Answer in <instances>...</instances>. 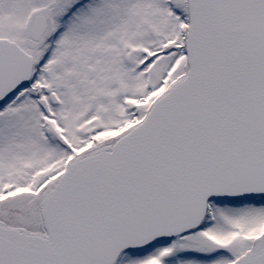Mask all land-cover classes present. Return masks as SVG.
I'll return each mask as SVG.
<instances>
[{
    "label": "snow or ice",
    "instance_id": "obj_1",
    "mask_svg": "<svg viewBox=\"0 0 264 264\" xmlns=\"http://www.w3.org/2000/svg\"><path fill=\"white\" fill-rule=\"evenodd\" d=\"M0 264H264V0H0Z\"/></svg>",
    "mask_w": 264,
    "mask_h": 264
}]
</instances>
